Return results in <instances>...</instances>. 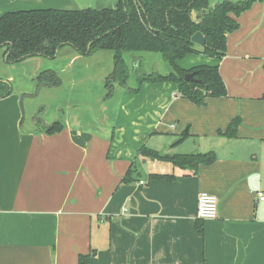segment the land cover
<instances>
[{
	"label": "crops",
	"instance_id": "1",
	"mask_svg": "<svg viewBox=\"0 0 264 264\" xmlns=\"http://www.w3.org/2000/svg\"><path fill=\"white\" fill-rule=\"evenodd\" d=\"M118 2L0 0V17ZM238 21L221 62L187 57L218 64L228 89L203 107L181 98L172 83H145L137 94L116 86L107 99L112 51L85 57L66 46L55 59L11 66L0 49V79L14 84L13 95L0 100V264H78L80 255H91V264H264V201L257 198L264 191V0ZM126 58L138 69L144 62L148 73L169 71L158 54ZM47 71L59 86L39 84ZM41 94L53 99L38 108ZM51 105L58 110L49 115ZM235 118L237 137L222 135ZM57 120L65 125L61 133L42 132ZM143 147L217 159L190 174L140 156ZM133 163L138 174L124 183ZM203 192L218 198L215 220L197 217Z\"/></svg>",
	"mask_w": 264,
	"mask_h": 264
},
{
	"label": "trees",
	"instance_id": "2",
	"mask_svg": "<svg viewBox=\"0 0 264 264\" xmlns=\"http://www.w3.org/2000/svg\"><path fill=\"white\" fill-rule=\"evenodd\" d=\"M262 1L223 0L211 7L212 0H119L116 8L101 10L7 12L0 17V49L5 48V62L11 66L32 57L55 59L58 51L66 46L85 57L100 51H112L114 70L106 84L107 98L113 97L116 86L137 94L145 83H172L177 86L181 98L203 107L208 99L228 96L220 66L202 64L184 69L179 63L190 55L200 54L221 62L227 55L228 35L240 28L239 17ZM198 32L206 40L203 47L192 41ZM136 53L158 54L171 70L166 74L158 71L148 73L144 62L139 69L134 68L126 55ZM190 73L201 83L187 82L185 76ZM132 77L136 82L134 88L129 84ZM38 81L51 86L61 84L58 76L51 71L42 73ZM13 93L12 83L0 79V100ZM261 99L264 100V93ZM240 125L241 119L235 118L222 135L237 137ZM64 127V123L57 120L50 126H43L42 132L52 136L61 133ZM187 135L183 133L180 141ZM139 155L169 162L190 174L217 159L215 153L163 156L147 147L140 149ZM137 174L133 163L123 182H132ZM150 177L172 179L174 175L152 174ZM78 264H91V255H80Z\"/></svg>",
	"mask_w": 264,
	"mask_h": 264
},
{
	"label": "built area",
	"instance_id": "3",
	"mask_svg": "<svg viewBox=\"0 0 264 264\" xmlns=\"http://www.w3.org/2000/svg\"><path fill=\"white\" fill-rule=\"evenodd\" d=\"M140 185H144L141 182ZM259 201H264V191L257 193ZM218 216V198L208 192H203L199 197L197 217L201 221L215 220Z\"/></svg>",
	"mask_w": 264,
	"mask_h": 264
},
{
	"label": "rangeland",
	"instance_id": "4",
	"mask_svg": "<svg viewBox=\"0 0 264 264\" xmlns=\"http://www.w3.org/2000/svg\"><path fill=\"white\" fill-rule=\"evenodd\" d=\"M213 2V4L216 2V1H218V0H212ZM195 59V60H194ZM198 59V57L196 58V57H194V56H192V57H189V58H187V59H185V60H183V61H181L180 63H179V65H180V67H182V68H184V69H191V68H193V67H196V66H199V65H202V64H206V63H200V62H191L192 60H194V61H196ZM164 62V61H163ZM165 63V62H164ZM166 64V63H165ZM167 65V64H166ZM187 65V67H185ZM189 65H191V66H189ZM168 67V66H167ZM164 68L163 69V71H164V73H169V71L171 70V68L169 67V71H168V68ZM129 84L131 85H134L133 86V88L136 86V82H135V79H133V77L130 79V81H129ZM12 85H14L13 83H12ZM14 87V86H13ZM120 87V86H119ZM123 88V87H122ZM38 92V90L36 91V93ZM36 93L34 94V96L33 97H35L36 96ZM64 93H61L60 94V99L62 98V100H64ZM37 98V97H36ZM38 99V103H37V105H38V108L39 107H41V103L42 102H44V101H46V100H49V101H51L53 98L52 97H50V96H48V95H43V94H41V96L39 97V98H37ZM37 99H32V102H34L35 100H37ZM107 99H110V98H107ZM29 101H27V103H28ZM31 102V101H30ZM29 102V103H30ZM47 106H50V105H47ZM52 106V110H51V112H50V114L49 115H52L53 114V112L54 111H56V110H58V108L56 107L55 108V106L56 105H51ZM49 108V107H48ZM51 109V108H50ZM58 114H57V117L56 118H58V117H63V113L62 112H60V111H58L57 112ZM28 119H29V112H27V114H26V121H28Z\"/></svg>",
	"mask_w": 264,
	"mask_h": 264
},
{
	"label": "water",
	"instance_id": "5",
	"mask_svg": "<svg viewBox=\"0 0 264 264\" xmlns=\"http://www.w3.org/2000/svg\"><path fill=\"white\" fill-rule=\"evenodd\" d=\"M221 1H223V0H218V1H216L214 4H212L211 7H215V6H216L218 3H220ZM232 1H234V0H232ZM192 41H193L194 43H196L197 45L201 46V47L205 46V42H206L204 36H203L202 33H200V32L196 33V34L193 36ZM185 80H186L187 82H192V83H199V84L201 83V80L196 79V78H195V75H194L193 73L187 74V75L185 76ZM187 132H188V130H187Z\"/></svg>",
	"mask_w": 264,
	"mask_h": 264
},
{
	"label": "flooded vegetation",
	"instance_id": "6",
	"mask_svg": "<svg viewBox=\"0 0 264 264\" xmlns=\"http://www.w3.org/2000/svg\"><path fill=\"white\" fill-rule=\"evenodd\" d=\"M234 1H236V0H234ZM213 2V1H212ZM213 4V3H212ZM196 13H194V18H196ZM59 52V51H58ZM46 59V58H45ZM51 60V59H50ZM56 74V73H55ZM59 78V77H58ZM60 79V78H59ZM38 80V79H37ZM39 82V84H43V85H47V84H45V83H43V82H40V81H38ZM49 86H51V85H49ZM57 87V86H56ZM40 109H43L42 111L41 110H38V114H37V117H39V116H41L42 114H43V112L45 111V107H42V108H40Z\"/></svg>",
	"mask_w": 264,
	"mask_h": 264
}]
</instances>
